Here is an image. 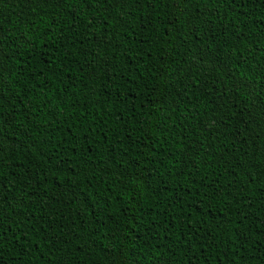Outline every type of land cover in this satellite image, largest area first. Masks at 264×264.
<instances>
[{
	"label": "trees",
	"instance_id": "16d2710c",
	"mask_svg": "<svg viewBox=\"0 0 264 264\" xmlns=\"http://www.w3.org/2000/svg\"><path fill=\"white\" fill-rule=\"evenodd\" d=\"M0 264H264V0H0Z\"/></svg>",
	"mask_w": 264,
	"mask_h": 264
},
{
	"label": "snow or ice",
	"instance_id": "6c2138e0",
	"mask_svg": "<svg viewBox=\"0 0 264 264\" xmlns=\"http://www.w3.org/2000/svg\"><path fill=\"white\" fill-rule=\"evenodd\" d=\"M134 2H139V0H134ZM173 3L176 4L177 7L180 6V4H187L188 0H173ZM0 239H2V237H0Z\"/></svg>",
	"mask_w": 264,
	"mask_h": 264
}]
</instances>
